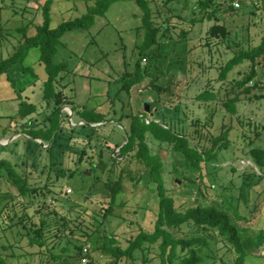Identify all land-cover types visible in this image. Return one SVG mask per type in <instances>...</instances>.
I'll use <instances>...</instances> for the list:
<instances>
[{"label":"rangeland","instance_id":"1","mask_svg":"<svg viewBox=\"0 0 264 264\" xmlns=\"http://www.w3.org/2000/svg\"><path fill=\"white\" fill-rule=\"evenodd\" d=\"M47 1L0 0V59L15 51L24 33L29 36L35 34L36 26L44 21L43 6ZM93 1L50 0L51 27L56 28L62 21L81 16ZM235 2L240 5L231 10L224 0H217L216 3L221 5V12L216 13L217 19H203L194 25L190 20L200 19L203 15L194 9L193 0H177L167 6L159 0L152 2L155 23L162 24L167 19L171 29L165 36H162V31L159 32L161 47L155 58L145 54V60L142 61L141 67H146L145 80L133 85L128 93L122 90L123 76L134 75L145 36L142 12L133 2H116L103 17L95 19L91 28L66 32L57 45L53 61L67 64L66 70L61 73V82L64 85V97L70 105L78 111L84 107L93 108L106 118L114 119L113 122L102 123L105 127L97 132V137L102 142L106 140L110 148H114L122 139L121 124L126 127L129 125L128 119L117 122L121 115L147 113L149 119L159 122V111L174 108L178 103L180 112L177 129H183L193 140H201L203 146L211 145L209 134H217L222 127L227 126L228 149L218 153L202 169L201 177L190 171L184 159L176 154L169 155L166 149H158L155 142H152L151 147L160 154L165 186L177 203L183 205L182 209L213 204L228 212L235 221L233 209L244 203L247 205L244 211L249 217L248 221L236 220L247 254L242 264H264V185L256 186L252 194L247 196L241 188L243 179L230 169L234 167V172L239 170L250 174L255 171L260 174L249 157V149L250 146L264 148V130L257 131L259 127L247 125L246 117L252 115L254 119L264 120V97L257 98L264 95V56L257 59V76L247 84L251 86L249 92L234 86L248 74L250 62L243 61L234 66L224 79L220 75L221 68L229 60L241 50L257 46L264 37V2ZM216 22L226 28L224 38L208 33ZM182 32L185 33L184 39L180 35ZM39 55V49L34 48L23 64L9 70V75L15 81V89L6 75L0 76V143H6L0 144V159L8 160L17 172L27 177L29 186L39 188L45 194L43 199L24 197L23 203L30 208L22 213L31 214L35 223L39 215L34 214L32 209L49 214L46 230L56 229L54 213L59 218H63L64 214L78 215L81 217L75 221L78 224L74 234V239L78 240L76 242L82 241V230L90 233L100 227L107 236L112 235L122 247H126L127 241L136 235L140 227L152 230L156 217L155 184L146 185L145 167L136 159L128 163L120 190L114 202H111V215L99 226L101 212L111 200L105 183L115 178V173L109 174L112 165L107 160L106 164H101L96 149H88L81 163L78 162V155L64 153L60 149L58 155H52L49 165L45 150L48 143L27 137L21 133L23 131L18 125H12V118L22 100L37 106L38 114L34 117L39 120L44 117L47 106L42 99V89L46 73L44 66L39 63ZM22 65L32 67L36 76L24 72ZM151 81L161 90L155 89ZM254 83L256 87H252ZM205 90L212 91L217 98L207 103L197 100V95ZM17 92L22 98L18 97ZM234 96L239 97L240 109L248 105L242 112L243 116L232 115L222 105L223 101ZM70 105L64 106L62 110L72 116ZM72 125H75L73 121ZM15 130L20 133L14 134ZM91 155L93 158H90ZM92 162L96 165L95 170L90 169ZM17 194L18 189L9 178L6 168L0 167V210H5L0 214V254L6 258L7 264H44L46 254H39L38 247L28 245L25 230L20 225L9 231L7 238L2 232L8 223L7 212L12 214L15 210L13 202L19 200ZM241 197L247 198L241 200ZM84 208L91 216L86 222L83 220L87 214L82 213ZM198 231L193 226L184 225L177 235L191 236ZM216 239L219 240L217 243L203 248V264H239L234 249L222 243L220 236L216 235ZM16 241L20 247L3 249ZM97 256L94 252V259L87 258V264L111 263L110 257ZM147 263L158 264L156 250L136 251L133 259H122L120 262Z\"/></svg>","mask_w":264,"mask_h":264},{"label":"trees","instance_id":"2","mask_svg":"<svg viewBox=\"0 0 264 264\" xmlns=\"http://www.w3.org/2000/svg\"><path fill=\"white\" fill-rule=\"evenodd\" d=\"M125 1L133 2L141 10L142 27L145 29L144 42L140 47L141 55L135 64L134 75L125 74L123 76L122 90L128 93L133 85L145 80L146 67H141L142 61L145 60V54L155 58L156 52L161 47V43L158 41L159 32L162 31V36H165L171 29L167 19L162 24L155 23L151 3L156 0H94L93 4L88 5L85 13L81 16L62 21L56 28L51 27L50 0H48L43 6L44 21L41 25L36 26L35 34L29 36L24 33L23 39L19 42L15 51L6 58L0 59V76L6 75L11 86L15 89V81L9 75V70L18 64H23L31 50L38 48L40 51L39 63L44 66L46 73L42 89V99L47 106L44 117L41 120L34 117L38 114L37 106L22 100L12 118V125H18L20 130L23 131L21 133H24L27 137L30 136L48 143L45 150L48 154L49 165L52 155L54 153L58 155L60 149L64 153L78 155L79 163L83 161L90 149H96L98 161L101 164H106L105 161L107 160L112 165V170H110L109 174L115 173V178L105 183L111 200L108 207L101 212L102 216L99 226L103 225L107 216L111 215V202H114L120 190V184L124 172L127 171L128 163L132 159L139 161L145 167L144 178L147 182L146 185L155 184L157 212L153 229L146 230L140 227L136 235L127 241L128 245L126 247H122L112 235L107 236L100 227H96L90 233L82 230L84 232L82 241L76 242L78 240L77 238L74 239V234L78 229V224H75V221L81 217L78 215L64 214L63 218H59V215L54 213L53 215L56 219L53 218L55 223H57L56 229L46 230L49 214L45 215L41 210L32 209L34 214L37 213L39 215V219L35 223L31 214L22 213L23 210L30 208V206L23 203L22 199L24 197L29 196L33 200L43 199L45 194H43L41 189L29 186L27 177L23 173L17 172L8 160L1 158L0 167L6 168L9 178L18 189L17 198H19V200L13 202L14 212L12 214L7 212L6 214L8 223L2 228L4 237L7 238V233L20 225L25 230L24 236L28 239V245L38 247L39 254H46L44 264H51V262H55V264H82V258L94 259V252L99 257H110L112 259L110 264H120L122 259H133L135 252L143 249L156 250L158 264H203V248L210 246L212 243H217L219 240L216 239V235H218L222 243L234 249L237 253L236 261L242 264L247 254L242 244L240 227L236 220L248 221L249 217L244 211L247 205L244 203V205H238L233 209L235 221L228 212L219 209L213 204L208 206L196 205L182 209L183 205L177 203L175 197L166 188L162 174V158L151 147L152 142H155L158 149H166L169 155L176 154V156L184 159L190 171L198 173L197 175L201 177L202 169L210 164L218 153L228 149L230 142L228 140L229 130L227 126L222 127V130L217 134H209L208 139L211 145L209 147L203 146L200 142L201 140H193V137L182 131L183 129H177L176 123L179 120L178 113L180 112V104L178 103L174 108L161 109L157 115L160 118L159 122L156 119H149L147 113L132 116L121 115L116 121L120 123L128 119L129 125L126 127L121 124L123 127L122 139L115 144L114 148H110L106 140L102 142L97 137V132L105 127L102 123H110L114 119L106 118L104 114L96 112L93 108L84 107L81 111H78L64 97L61 73L66 70L67 64L65 62L54 63L53 61L60 39L68 31L91 28L95 23V19L103 17L112 4ZM159 1L164 6H167L177 0ZM184 1L187 2L189 0ZM193 1L194 9L199 10L203 16L200 19H191L190 23L192 25L203 21V19H217L216 13L221 12V5L216 3L217 0ZM262 1L264 2V0ZM224 2L229 4V9H235L234 0H224ZM208 33L213 35L210 29ZM183 34L185 33L182 32L180 34L182 39H184ZM216 37L220 38L218 35ZM262 56H264V37L257 46L241 50L229 60L221 68L220 75L224 79L234 66L241 64L243 61L250 62L251 67L248 74L241 81L236 82L234 86L238 89L241 88L244 92H249L251 91V86H247V84L256 78L255 67L258 63L257 59ZM22 69L24 72L36 76L32 67L22 65ZM151 84H154V81H151ZM256 85L254 83L252 87H256ZM234 87L232 86L233 89ZM154 88L161 90L155 84ZM17 95L22 98L19 92H17ZM263 97L264 95L257 98L262 99ZM216 98L215 94L209 90L203 91L196 97L197 100L204 103ZM68 104L72 109V116L62 110ZM240 104L238 96L222 102L224 108L232 115H237V117L243 116L242 112L248 107V105L244 106L242 110L240 109ZM72 121L75 125H72ZM246 122L251 127H259L257 131L264 130V120H257L252 115H248ZM95 124L101 125L92 126ZM201 126L203 128L205 124ZM10 128L9 125L8 130ZM4 131L6 132L7 130ZM13 133L19 134L20 132L15 130ZM256 137H258V132ZM115 149L118 150L115 151ZM106 151H108V154ZM249 157L258 168L260 174L255 171L250 174L239 170L234 172V167L230 168L233 173L239 174L243 179L241 188L245 190L247 196L252 194L256 186L264 185V148L250 146ZM90 158H93V156L91 155ZM95 167V163H90V169L95 170ZM88 173L91 174L90 170H88ZM255 179H258V181H255ZM173 182L176 184L175 181ZM51 192L50 190L49 193ZM242 198L247 197H241V200ZM32 199L30 202H32ZM255 207H257L256 204ZM3 211L5 210L1 209L0 214ZM83 212L87 213L83 220L85 222L90 220L91 216L86 208L82 209ZM61 220L62 222L60 223L59 221ZM184 225L193 226L199 231L196 235L191 236L177 235ZM19 245L18 241H16L15 244L2 247L3 249H14L20 247ZM0 264H7L6 258L2 254H0Z\"/></svg>","mask_w":264,"mask_h":264},{"label":"water","instance_id":"3","mask_svg":"<svg viewBox=\"0 0 264 264\" xmlns=\"http://www.w3.org/2000/svg\"><path fill=\"white\" fill-rule=\"evenodd\" d=\"M211 33L213 35H218L221 38H224L225 35H226V33H227V30H226L225 27L216 24V25H214V26L211 27ZM69 115H71V114H69ZM97 125H99V124H95V125H92V126H97ZM0 144L1 145H5L6 143L5 144L4 143H0Z\"/></svg>","mask_w":264,"mask_h":264},{"label":"built area","instance_id":"4","mask_svg":"<svg viewBox=\"0 0 264 264\" xmlns=\"http://www.w3.org/2000/svg\"><path fill=\"white\" fill-rule=\"evenodd\" d=\"M234 7H239V3L235 2ZM82 264H87V258H82Z\"/></svg>","mask_w":264,"mask_h":264}]
</instances>
